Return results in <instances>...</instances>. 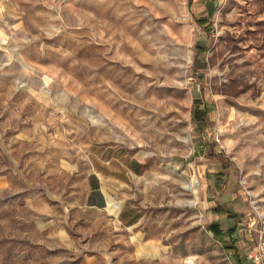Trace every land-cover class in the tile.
Here are the masks:
<instances>
[{
    "label": "rangeland",
    "instance_id": "374dc122",
    "mask_svg": "<svg viewBox=\"0 0 264 264\" xmlns=\"http://www.w3.org/2000/svg\"><path fill=\"white\" fill-rule=\"evenodd\" d=\"M189 1L0 0V264H251L264 0Z\"/></svg>",
    "mask_w": 264,
    "mask_h": 264
},
{
    "label": "crops",
    "instance_id": "0c3cea01",
    "mask_svg": "<svg viewBox=\"0 0 264 264\" xmlns=\"http://www.w3.org/2000/svg\"><path fill=\"white\" fill-rule=\"evenodd\" d=\"M195 1H199V0H195ZM205 4L206 5L207 4H216V5H218L219 4V0H205L204 5ZM95 198H97V201H96ZM111 200L114 201L113 199L108 200V197L106 195H104V193L101 190L99 185H96V186L90 188V195H89V204L90 205L101 207V208H106V205H109V202H110V205H112ZM112 210H115V212H118L119 208L117 207L116 209H112Z\"/></svg>",
    "mask_w": 264,
    "mask_h": 264
},
{
    "label": "built area",
    "instance_id": "2783aa9c",
    "mask_svg": "<svg viewBox=\"0 0 264 264\" xmlns=\"http://www.w3.org/2000/svg\"><path fill=\"white\" fill-rule=\"evenodd\" d=\"M247 258L251 264H264V243L249 251Z\"/></svg>",
    "mask_w": 264,
    "mask_h": 264
},
{
    "label": "trees",
    "instance_id": "16d2710c",
    "mask_svg": "<svg viewBox=\"0 0 264 264\" xmlns=\"http://www.w3.org/2000/svg\"><path fill=\"white\" fill-rule=\"evenodd\" d=\"M192 2H193V0H190L189 1V3H191L192 4ZM248 69L246 68V69H243V68H239V70L237 71V72H234V73H232V77L233 78H243V79H245V76H246V74H248ZM134 166H133V169L136 171V172H139V170L137 169V166H139V163L137 162V161H134ZM219 211L220 212H222L223 210H220L219 209ZM217 225H218V223H215V224H212V226L211 227H217ZM218 234H220V230H215Z\"/></svg>",
    "mask_w": 264,
    "mask_h": 264
}]
</instances>
